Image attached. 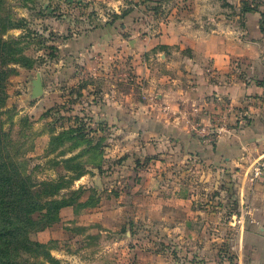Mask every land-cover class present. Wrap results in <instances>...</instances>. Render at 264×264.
I'll return each instance as SVG.
<instances>
[{"label":"rangeland","instance_id":"obj_1","mask_svg":"<svg viewBox=\"0 0 264 264\" xmlns=\"http://www.w3.org/2000/svg\"><path fill=\"white\" fill-rule=\"evenodd\" d=\"M4 1L11 28L3 40L20 48L9 58L2 117L11 152L17 148L37 180L82 174L62 192L68 200L75 190L82 204L31 234L53 238L27 254L28 263L235 264L238 178L183 155L140 108L156 98L154 38L174 1ZM225 1L217 14L230 16L243 0ZM207 5L211 14L218 9ZM94 28L113 42L109 53L77 42ZM36 74L43 93L33 98ZM196 127L185 130L194 134ZM59 133L62 144L52 145Z\"/></svg>","mask_w":264,"mask_h":264},{"label":"crops","instance_id":"obj_2","mask_svg":"<svg viewBox=\"0 0 264 264\" xmlns=\"http://www.w3.org/2000/svg\"><path fill=\"white\" fill-rule=\"evenodd\" d=\"M173 1L170 21L160 23L154 38L161 63L156 98L140 108L148 118L153 114L154 119L146 122L163 129L159 137H170L175 147L182 145L183 155L218 165L220 175L238 178L239 213L232 218L241 227L235 264H264V175L250 176L254 163L264 158V0H243L256 9L245 15H239L234 4L230 16L217 14L225 10L222 0ZM207 3L218 7L214 14ZM102 34V29L94 28L82 31L76 40L88 50L101 48L107 54L113 42ZM61 72L64 79L70 78L67 62ZM193 126L220 132L215 139H204L186 131ZM52 238L36 235L42 243Z\"/></svg>","mask_w":264,"mask_h":264},{"label":"trees","instance_id":"obj_3","mask_svg":"<svg viewBox=\"0 0 264 264\" xmlns=\"http://www.w3.org/2000/svg\"><path fill=\"white\" fill-rule=\"evenodd\" d=\"M227 6L233 5L226 3ZM5 1L0 0V264H29L27 254L33 249L44 247L32 240L31 234L41 232L59 219L63 208L81 205L80 195L72 190L66 200L62 192L72 185L82 174L61 175L52 180H37L33 169L19 157L17 148L11 152V145L3 130L4 110L7 94L6 81L9 76V58L20 48L16 40L5 41V32L10 29L7 17L2 15ZM256 11L246 1L237 7L239 15ZM261 30H264L261 24ZM63 133L52 138V145H61ZM17 151V152H16ZM71 182V183H70Z\"/></svg>","mask_w":264,"mask_h":264},{"label":"built area","instance_id":"obj_4","mask_svg":"<svg viewBox=\"0 0 264 264\" xmlns=\"http://www.w3.org/2000/svg\"><path fill=\"white\" fill-rule=\"evenodd\" d=\"M193 131L200 138L206 139L208 137L212 138L213 135L218 134L220 132V129L208 130L205 129L204 127H196L193 129ZM263 175H264V158L255 162L250 171V176L253 179L259 178Z\"/></svg>","mask_w":264,"mask_h":264},{"label":"water","instance_id":"obj_5","mask_svg":"<svg viewBox=\"0 0 264 264\" xmlns=\"http://www.w3.org/2000/svg\"><path fill=\"white\" fill-rule=\"evenodd\" d=\"M43 93V84L41 81L40 74H36L35 79L32 80V97L36 98L41 96Z\"/></svg>","mask_w":264,"mask_h":264}]
</instances>
